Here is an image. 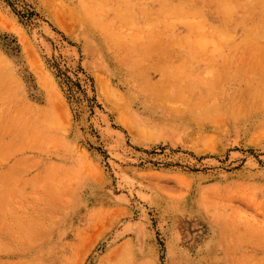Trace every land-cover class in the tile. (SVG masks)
<instances>
[{"label": "rangeland", "instance_id": "obj_1", "mask_svg": "<svg viewBox=\"0 0 264 264\" xmlns=\"http://www.w3.org/2000/svg\"><path fill=\"white\" fill-rule=\"evenodd\" d=\"M92 1L0 0V264H264V107L224 117L238 79L264 77V34L243 21L194 50L153 3L133 34L148 95ZM206 92L219 105L195 122Z\"/></svg>", "mask_w": 264, "mask_h": 264}, {"label": "bare ground", "instance_id": "obj_2", "mask_svg": "<svg viewBox=\"0 0 264 264\" xmlns=\"http://www.w3.org/2000/svg\"><path fill=\"white\" fill-rule=\"evenodd\" d=\"M258 1L262 4L258 16L244 12V0H217L215 3L212 0H183L181 2L179 0H93L89 5L81 4V8L88 15L90 22L101 33L104 32V29L107 31V33H102L103 39L110 45L111 49L122 50L123 56L128 55V57H124V60L121 58L120 60L122 61V66L127 70L129 84H133L148 95H158L159 92L149 83L146 70L143 68L144 65H142L144 62L143 58L140 54L136 55L134 52L136 40L133 36L136 32L146 33V26L150 22L146 18V14L151 9L150 7L153 6V3H158L157 9L153 12L155 18L164 23V25L181 26L185 31V35L190 39L194 50L205 49L213 51L223 41L232 37L243 21L247 22V30L260 29L264 34V0ZM77 2L80 8V0H77ZM207 6L214 8L219 16L217 14L215 17L212 14L208 17L202 15ZM110 8L113 11V15L109 16L108 21H106L102 18V14ZM115 21L119 23L117 29ZM106 24L113 26V30L109 29ZM249 34L250 32L248 31L247 35ZM259 37L261 36L259 35ZM162 45V43L160 45H152L147 53L164 57L165 53H167V48ZM174 72L176 73V71ZM161 74L165 78L166 73L161 72ZM225 79L217 87L222 86ZM237 87L238 94H241L238 99L239 102L233 101L231 108L224 117L237 119L240 113L244 115L248 112L263 109L264 77L256 78L253 73H247L238 79ZM214 96V93L206 92L202 102L188 110L187 116L195 122L207 119L210 116L208 110L211 105H219L218 103H213ZM243 98L249 101V106H243V102L241 103Z\"/></svg>", "mask_w": 264, "mask_h": 264}]
</instances>
